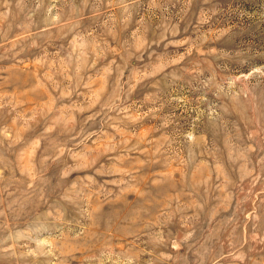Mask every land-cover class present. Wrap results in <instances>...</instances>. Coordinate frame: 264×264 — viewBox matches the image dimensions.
<instances>
[{
    "label": "rangeland",
    "instance_id": "rangeland-1",
    "mask_svg": "<svg viewBox=\"0 0 264 264\" xmlns=\"http://www.w3.org/2000/svg\"><path fill=\"white\" fill-rule=\"evenodd\" d=\"M0 264H264V0H0Z\"/></svg>",
    "mask_w": 264,
    "mask_h": 264
}]
</instances>
